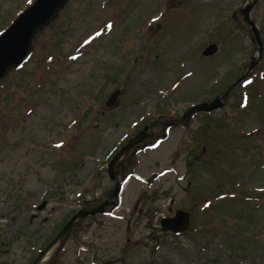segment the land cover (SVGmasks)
I'll return each mask as SVG.
<instances>
[{"label": "rangeland", "instance_id": "rangeland-1", "mask_svg": "<svg viewBox=\"0 0 264 264\" xmlns=\"http://www.w3.org/2000/svg\"><path fill=\"white\" fill-rule=\"evenodd\" d=\"M33 1L0 0V34ZM245 2L69 0L37 33L0 83V264H30L104 200L107 163L146 124L162 137L163 123L246 73L258 45ZM251 18L263 56L225 106L133 148L118 204L77 222L51 264H264V0ZM32 73L41 84L25 88ZM176 208L191 212L190 231L160 232Z\"/></svg>", "mask_w": 264, "mask_h": 264}, {"label": "water", "instance_id": "water-1", "mask_svg": "<svg viewBox=\"0 0 264 264\" xmlns=\"http://www.w3.org/2000/svg\"><path fill=\"white\" fill-rule=\"evenodd\" d=\"M68 0H35L27 8H25L0 34V82L8 75V73L17 68L28 57L33 49L34 39L37 33L47 27L59 14L61 9L66 5ZM258 0L246 2L240 10L244 21L250 26L254 39L258 43L257 55L253 56L252 61L245 74L237 78L231 83L226 91L210 102H201L189 107L179 118H173L163 123V130L170 126L185 125L196 112H213L221 109L225 105V100L229 96L232 89L244 80L252 69L258 64L263 56V41L257 24L251 19V11ZM218 50V45L212 43L208 45L202 52L204 56H211ZM122 89L116 88L107 100L106 107L117 105ZM158 124L152 123L146 125L132 140L124 145L118 153L110 160L107 166L109 178L114 181V187L110 189L105 200L82 207L79 209L69 221L63 226L55 238H53L45 248L38 254L31 264H51L55 257L63 250L70 235L73 232L75 223L83 218L91 215L104 213L107 207L115 205L117 198L122 189V184L118 181L119 167L122 159L128 152L138 143L149 137L147 130ZM165 133L163 138H165ZM191 227L190 212L177 208L173 216L163 217L160 221V230L162 232H173L182 234L189 231ZM52 250V251H51ZM51 251V252H50ZM50 252L48 257L47 254ZM114 262V261H113Z\"/></svg>", "mask_w": 264, "mask_h": 264}, {"label": "trees", "instance_id": "trees-1", "mask_svg": "<svg viewBox=\"0 0 264 264\" xmlns=\"http://www.w3.org/2000/svg\"><path fill=\"white\" fill-rule=\"evenodd\" d=\"M37 69L39 68V65L36 67ZM50 66H49V68H48V70H49V73H47V72H44L43 73V75H44V77H48L51 73H50ZM39 79H41V76H40V78ZM39 79H37L36 80V78H35V76H34V73H32L31 74V77L29 78V80L28 81H23L21 84H23L24 86H25V88H28V89H30L32 86H29V82H31V81H33L34 80V83H35V88H37V85H39V84H41V82H39ZM27 86V87H26ZM41 87V86H40ZM44 87V85L41 87V89ZM28 91H32V89L31 90H28ZM38 91H40V89L38 90ZM39 101L41 102V98L39 99Z\"/></svg>", "mask_w": 264, "mask_h": 264}, {"label": "flooded vegetation", "instance_id": "flooded-vegetation-1", "mask_svg": "<svg viewBox=\"0 0 264 264\" xmlns=\"http://www.w3.org/2000/svg\"><path fill=\"white\" fill-rule=\"evenodd\" d=\"M157 135H158V134H157ZM157 140H159L158 137H157V138H154V139H148L147 141L153 142V145H154V146H157V144H158V143L156 142ZM136 146H138V145H136ZM136 146H135V147H136ZM121 170H122V168H121Z\"/></svg>", "mask_w": 264, "mask_h": 264}, {"label": "bare ground", "instance_id": "bare-ground-1", "mask_svg": "<svg viewBox=\"0 0 264 264\" xmlns=\"http://www.w3.org/2000/svg\"><path fill=\"white\" fill-rule=\"evenodd\" d=\"M51 251H52V250H51ZM51 251H50V252H51ZM50 252L47 254L46 258L48 257V255L50 254Z\"/></svg>", "mask_w": 264, "mask_h": 264}]
</instances>
